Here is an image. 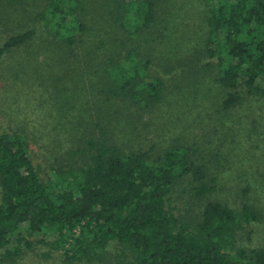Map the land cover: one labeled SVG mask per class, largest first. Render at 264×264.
Here are the masks:
<instances>
[{"label":"trees","instance_id":"1","mask_svg":"<svg viewBox=\"0 0 264 264\" xmlns=\"http://www.w3.org/2000/svg\"><path fill=\"white\" fill-rule=\"evenodd\" d=\"M0 117V264H264V0H0Z\"/></svg>","mask_w":264,"mask_h":264},{"label":"rangeland","instance_id":"2","mask_svg":"<svg viewBox=\"0 0 264 264\" xmlns=\"http://www.w3.org/2000/svg\"><path fill=\"white\" fill-rule=\"evenodd\" d=\"M39 103L41 104V102H39ZM6 125H7V123L5 122V120H3L0 117V130L1 129L4 130L6 128ZM37 152L40 154V155H37L39 157V160L42 159V151L38 149ZM263 234H264V231L262 230V233L260 231L259 237H260V235L262 236ZM37 240H38V238L37 237H34L30 241L36 242ZM36 246H39V245L36 244ZM36 252L39 253L40 252V249H38V251H36ZM40 259H41L40 257L35 256L33 254L32 257L30 258V261H27L25 264H39L41 262Z\"/></svg>","mask_w":264,"mask_h":264}]
</instances>
